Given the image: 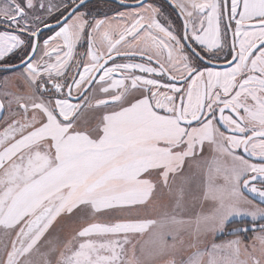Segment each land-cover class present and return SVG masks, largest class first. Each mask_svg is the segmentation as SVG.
<instances>
[{"label": "snow or ice", "instance_id": "6c2138e0", "mask_svg": "<svg viewBox=\"0 0 264 264\" xmlns=\"http://www.w3.org/2000/svg\"><path fill=\"white\" fill-rule=\"evenodd\" d=\"M137 3L0 0V264H264V0Z\"/></svg>", "mask_w": 264, "mask_h": 264}, {"label": "flooded vegetation", "instance_id": "af4514ba", "mask_svg": "<svg viewBox=\"0 0 264 264\" xmlns=\"http://www.w3.org/2000/svg\"><path fill=\"white\" fill-rule=\"evenodd\" d=\"M46 2H50L54 5H62L66 2V0H46ZM145 3H150L161 10L163 15L159 18L162 23L171 24L178 34L182 31L183 18L178 15V12L174 9L171 0H146ZM135 7H139L137 0H123V2L122 0H86V7L82 6L80 11L87 12L89 14V18L112 19L116 17L119 12L131 11ZM57 17H61V14L60 12L54 11L53 15L48 18V22L53 25L54 30H58L59 28V25L56 24ZM51 34H53L52 31L45 28L41 34V41ZM78 50L83 53L86 49L84 47H79ZM20 55V52H15L6 57L4 61H0V98H3L2 93L4 91L15 92L19 89V91L24 92L26 90V86L22 83V81L16 78V73L22 71L23 69V65L20 64ZM5 64L17 67L5 68L3 67ZM223 65H226V63L220 61L219 63H216L214 67L217 70H224L229 67ZM5 78L8 79L6 86ZM3 115L5 114L0 113V116ZM2 124L3 122L0 121V126ZM234 223H237V228L251 227L247 219L243 221L239 219ZM245 235H249L250 240H252L256 233L252 231L241 233L240 238L246 239L247 236L245 237Z\"/></svg>", "mask_w": 264, "mask_h": 264}, {"label": "rangeland", "instance_id": "374dc122", "mask_svg": "<svg viewBox=\"0 0 264 264\" xmlns=\"http://www.w3.org/2000/svg\"><path fill=\"white\" fill-rule=\"evenodd\" d=\"M2 126V125H1ZM0 126V127H1ZM237 220H239V218H237ZM236 220V221H237ZM237 228V224L236 223H233L232 225H229V228H228V231H232V230H234V229H236ZM247 236V237H246ZM245 237H246V239H243V238H241L244 242H245V244H251L252 242H253V239L252 240H250V236L249 235H245ZM148 235L147 234H145L142 238H140L141 240H142V242L143 241H146V240H148ZM236 237L235 236H233V235H228V234H223V235H220L219 236V238L217 239V242H221V241H225V240H229V239H235ZM138 248H139V246H138ZM138 255H139V252L137 253ZM185 255H187V253H185Z\"/></svg>", "mask_w": 264, "mask_h": 264}, {"label": "water", "instance_id": "95a60500", "mask_svg": "<svg viewBox=\"0 0 264 264\" xmlns=\"http://www.w3.org/2000/svg\"><path fill=\"white\" fill-rule=\"evenodd\" d=\"M146 0H144V2H145ZM214 66V65H213ZM223 66H229L228 64H226V65H223Z\"/></svg>", "mask_w": 264, "mask_h": 264}, {"label": "trees", "instance_id": "16d2710c", "mask_svg": "<svg viewBox=\"0 0 264 264\" xmlns=\"http://www.w3.org/2000/svg\"><path fill=\"white\" fill-rule=\"evenodd\" d=\"M237 224V223H236ZM232 225V224H231Z\"/></svg>", "mask_w": 264, "mask_h": 264}]
</instances>
